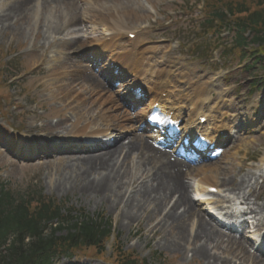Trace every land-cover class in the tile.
Returning a JSON list of instances; mask_svg holds the SVG:
<instances>
[{"label":"rangeland","instance_id":"1","mask_svg":"<svg viewBox=\"0 0 264 264\" xmlns=\"http://www.w3.org/2000/svg\"><path fill=\"white\" fill-rule=\"evenodd\" d=\"M98 1V6L93 9V15L90 13L83 22L80 21L75 27H67L68 31L62 35H56L57 38L48 39L46 36L53 25L47 24L46 28L43 27L39 30V26L34 24L28 26L26 22L15 19V16L1 19L0 128L5 130V134L20 138L30 145L35 143L46 145L49 141L53 142V140L66 135L70 130L69 127L73 128L78 123L74 122L76 121L75 112L79 105L68 101L69 99L64 97L66 94L59 90V86L46 91L43 83L53 80L56 85L64 84L60 86L72 83L74 73L77 71L75 65L78 63L75 55L70 57L66 55L70 49L74 48L65 44L67 40L83 38L80 40V48L96 40L103 33L100 28L90 29L89 23L93 20L94 14L95 17H104V19L110 20L113 15L118 13L115 12V9H107L106 6L125 5L127 11L123 12L124 16L121 15L125 20V27L128 30L131 28L133 30L146 26L141 38L144 43H148L146 48H167V50L173 51L174 54L165 59L167 64L177 70L171 77H174L183 68L193 72L188 76V80L197 81V85L204 87V94L213 92L218 96L222 91L225 92V100L228 101L226 106L229 107L232 114V123L237 125L241 119L246 133H239L235 130L234 137L224 148L220 157L214 162L204 163L205 167L202 169L211 170L206 174V177L225 180L230 189H234L232 185L239 182V179L243 180L252 186L253 192L249 189L252 193L248 195L251 200L258 205H263L264 169L259 166L261 158L264 156V125L257 132H253V129L260 123L259 118L264 110V68L258 65H249L252 59L241 63L237 60V54H232V51L227 53L229 48L227 31L219 29V33H214L218 29L216 22H209L211 18L202 14L205 0ZM217 1L214 0L212 5L208 4L210 9L207 15L211 16L213 5ZM226 1L241 2V0ZM82 6L83 4L77 1L70 6L69 14L72 18L80 19L78 13L82 10ZM4 12L5 8L0 7V17H3ZM127 42L124 40L121 41V44L129 49L132 48V44H127ZM191 45H195L192 51L189 50ZM44 49L45 51L41 55V51ZM61 49L65 50V54L61 52ZM196 50L200 54H196ZM60 54L63 55L59 56ZM67 59H72L73 62ZM245 66L253 67L250 70L252 74L241 70ZM50 67H54V72L47 71ZM169 69L172 70L171 67ZM254 78L257 79L258 86L256 87L258 89L252 92ZM228 84L231 85L228 87ZM262 85L263 87H261ZM110 89H113L111 85ZM186 89L187 86L184 85L182 90ZM105 90L107 96L116 99L106 87ZM249 93L251 95L248 96ZM49 94L54 98H51ZM222 106L224 105L222 104ZM187 108L189 107L187 106ZM122 111L123 108L119 107L117 112L114 111L116 112L114 116H120ZM183 115L186 117L185 112ZM91 128L104 130L106 126L96 117L95 121L89 123V129ZM108 129L116 131L112 127H108ZM123 142L126 143L127 139ZM0 145L2 146L0 149V183L8 185V189H11L13 193L22 194L28 190L41 189L46 197L65 203L69 208L83 210L92 217L102 214L112 223L113 234L104 242L105 250L102 259L96 260L94 254L92 258H61L54 264H117L116 262L119 263L120 257L126 252H131L138 258L146 260L148 264H204L173 253L172 249L168 248L178 241L176 240L177 230H174L173 226L164 227L156 235H153L148 232L151 219L143 220L138 224H127L119 218L118 209L115 210L114 207H109L106 203H98L76 193L70 191L63 193L56 189L55 184L64 179V173L60 170L62 165H68L64 164V161L71 158L76 159V157L58 156L50 151L45 154L34 151L28 155L33 156L32 160L25 161L21 157L22 155L12 154L3 139L0 140ZM38 154L46 156L48 159L37 158ZM189 168L186 169L190 187L188 193L194 189L195 181L204 177L200 171L196 172L198 167ZM137 173V167L133 162L128 173L131 176L128 175L127 178L131 179L133 174L137 175ZM233 177L236 178V181H233ZM212 181L219 190L220 196L230 190L227 186L225 188L219 183L216 184L215 180ZM196 208L198 211L203 212L204 210L200 205H196ZM260 217V214L256 216L257 219ZM204 218L209 220L207 216ZM245 219L249 221L247 217ZM190 224L193 227L196 226V223L193 225L191 221ZM216 230L218 229L216 228ZM245 235L246 233L242 234L243 239L241 240L247 242ZM236 242L237 245H228L229 252H222L220 255L229 256L228 258L231 259L234 256H239L240 240ZM114 243L116 244L114 245ZM116 251H120L117 260L114 255ZM89 253L93 254V251ZM152 253H155L157 257H153ZM248 253L256 257L252 254L253 251L251 253L250 248ZM158 255L162 258L159 259ZM238 259L240 257L232 260ZM248 263L250 264V262Z\"/></svg>","mask_w":264,"mask_h":264},{"label":"bare ground","instance_id":"2","mask_svg":"<svg viewBox=\"0 0 264 264\" xmlns=\"http://www.w3.org/2000/svg\"><path fill=\"white\" fill-rule=\"evenodd\" d=\"M76 1L83 4L82 10L78 11L82 20L90 13L93 15V9L99 3L98 0H13L8 6H5V12L3 17H0V21L2 18L15 16V19L26 22L28 26L30 24L39 26V30L43 27L46 28L47 24L53 25L46 36L48 39L57 38L56 35L64 34L68 28L75 27L80 22V19L72 18L69 14L70 6ZM108 7L106 6L109 10L115 9L118 14L113 15L110 20L104 19V17H95L94 14L93 20L89 23L90 29L100 28L104 33L109 34L103 36V39L93 40V44L98 43L99 46L95 55L103 57L104 54H110L112 65H116L121 71L132 74L135 78L134 85L140 82L136 78H141L142 84L147 86L145 92L151 94L161 108L173 107L175 114L173 119L179 120L180 114L186 107L185 100L190 98V95H179L171 82L163 80L164 77L169 78L173 72L167 67L165 60L174 54L173 51L167 50V48H144L148 43L143 42L141 33L135 37L134 41H131L132 49H125L124 45L120 44L119 38L124 30H128L125 27V20L121 16H124L123 12L127 11V8L125 5ZM36 29L38 30L37 27ZM50 30L52 31L49 32ZM107 37H109V41L105 40ZM82 39L71 38L65 44L74 47L69 51L78 50ZM44 51L45 49L41 51V55ZM61 52L65 53V50L61 49ZM67 60L73 62L72 59ZM77 65H81V63ZM76 70L73 82L67 86L56 85L55 80L43 83L46 91L59 86V90L66 94L64 97L69 99L68 101L79 105L75 112L76 121L74 123H82H77L73 128L69 127L70 130L66 135L71 137L70 140L78 136L95 138L103 136L109 131L108 127L113 126L124 132V135L123 137L115 136L110 146L98 148L95 153L90 152L93 153L91 155L86 154L64 161V164H68L62 165L60 168L64 173V179L59 180L54 187L60 192L70 191L98 203H106L109 207H114L115 210L118 209L119 218L127 224H138L143 220L151 219L148 232L153 235H156L164 227L173 226V229L177 230L176 240L178 241L168 248L183 257H189L204 264H249L248 262L264 264V260H258L248 253V244L241 240L242 238L237 239L221 234L204 218L202 211L196 210V205L192 204L188 196L189 184L185 169L187 165L180 160H173L168 153L153 149L145 141V138L137 136L135 134L137 127L134 128L131 125L128 117L125 115L114 116L119 110L120 103L107 96L105 87L98 76L91 73L87 67H78ZM104 70H106L105 67ZM47 71L54 72V67H50ZM183 71L185 72L183 73ZM163 73L165 74L163 75ZM191 73L193 72L182 68L175 77L181 76L180 79H187L188 74L190 76ZM186 85L191 95H193L194 89L197 91V95L194 97L196 101L190 107L206 102V100L198 99L204 94V92H200L199 86H191L189 83ZM162 93H165L164 98L161 96ZM49 95L54 98L51 94ZM115 110L116 112H114ZM96 117L105 123V130L89 129V123L95 121ZM112 119L114 121L111 125ZM191 123H194L192 116L189 118L188 125ZM218 131L221 132L222 129L219 127ZM0 133L5 134V130L0 129ZM0 137L3 136L0 134ZM125 137L128 140L126 143L123 142ZM66 140L68 139L61 138L59 143L68 145L70 142L68 141L66 144ZM6 144L14 147L13 154H32L34 151L29 149H35L37 146V143L30 145L16 137L8 138ZM133 162L138 173L137 175L133 174L130 179L127 176H131L128 173ZM197 167L196 172L200 171L204 176L195 181L197 196L206 195L207 188H216L211 185L213 183L211 180H215L216 184L219 183L226 188L225 180L206 177V174L211 170H203L202 168L205 166L201 164ZM233 181H236L235 177H233ZM232 187L234 189L228 187L230 190L224 192L225 203H235L233 211L240 214L241 217L249 216L251 222L253 220L251 226L258 229L264 227V203L258 205L248 196L253 192L252 186L239 179V182H235ZM205 203L210 204L208 201ZM238 207L242 210H237ZM259 214L261 217L257 219L256 216ZM190 221L193 225L196 223V226L193 227ZM239 240V247H241L239 256H234L232 259L237 257L240 259L233 261L228 258L229 256L220 255L222 252H229L228 247L237 245L236 241Z\"/></svg>","mask_w":264,"mask_h":264},{"label":"trees","instance_id":"3","mask_svg":"<svg viewBox=\"0 0 264 264\" xmlns=\"http://www.w3.org/2000/svg\"><path fill=\"white\" fill-rule=\"evenodd\" d=\"M213 8L214 21L237 31L232 51L243 57L245 49L254 45L253 56L264 60V0L217 1ZM110 235L111 223L101 214L91 217L70 209L36 189L15 194L0 183V264H51L55 258L89 248L102 257ZM119 261L144 264L129 254Z\"/></svg>","mask_w":264,"mask_h":264}]
</instances>
